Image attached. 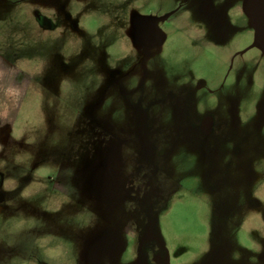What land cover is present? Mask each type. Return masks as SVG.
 I'll return each mask as SVG.
<instances>
[{
	"label": "rangeland",
	"instance_id": "374dc122",
	"mask_svg": "<svg viewBox=\"0 0 264 264\" xmlns=\"http://www.w3.org/2000/svg\"><path fill=\"white\" fill-rule=\"evenodd\" d=\"M148 234L264 264V0H0V264H137Z\"/></svg>",
	"mask_w": 264,
	"mask_h": 264
},
{
	"label": "flooded vegetation",
	"instance_id": "af4514ba",
	"mask_svg": "<svg viewBox=\"0 0 264 264\" xmlns=\"http://www.w3.org/2000/svg\"><path fill=\"white\" fill-rule=\"evenodd\" d=\"M205 10H209V6L205 3L203 5ZM174 10V9H173ZM174 11L167 15L158 14L156 16L146 15L141 23H136L131 33L135 36L131 38L130 42L142 45H151L153 40H161L164 42V33L160 28L161 21L167 19ZM41 21L40 16L37 17ZM213 126V119L205 116L200 124L201 131L204 135H209ZM145 130H141L144 133ZM109 165V164H108ZM107 165V166H108ZM110 166V165H109ZM132 237V238H131ZM129 239L133 240V236ZM130 240V241H131ZM134 258L137 264H172L171 254L164 244L155 238L153 235L148 234L142 236L137 244L131 246Z\"/></svg>",
	"mask_w": 264,
	"mask_h": 264
}]
</instances>
